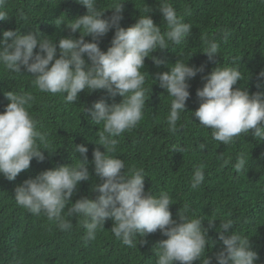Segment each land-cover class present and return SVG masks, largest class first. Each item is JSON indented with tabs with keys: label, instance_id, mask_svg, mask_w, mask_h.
Here are the masks:
<instances>
[{
	"label": "trees",
	"instance_id": "1",
	"mask_svg": "<svg viewBox=\"0 0 264 264\" xmlns=\"http://www.w3.org/2000/svg\"><path fill=\"white\" fill-rule=\"evenodd\" d=\"M117 3H123L120 27L132 26L139 15H146L145 9H149L162 32L168 29L160 6L171 3L180 18L192 24V34L180 45L169 44L168 49L157 50L152 55L167 64L177 59L188 60L189 66H204V72L188 81L190 95L186 112L177 122V131L172 132L166 122L172 98L153 80L156 73L166 71L167 67H157L150 57L145 58V67L141 70L145 71L148 99L144 116L136 128L117 138L113 155L125 162L126 170H144L146 193L157 197L161 192L169 194L173 219L179 221L184 205L189 206V215L203 218L211 242L206 256L213 258L212 264H216L214 256L223 247L217 229L227 219L235 225L225 235L235 230L249 238L252 250L258 254L256 264H264V142H257L251 134H241L226 146L213 140L211 130L200 126L198 118L192 115L200 104L197 90L205 83L202 77L217 66H235L241 70L244 80H239L234 89L247 90L250 95L264 92V79L258 78L264 71V0H98V7L106 10L102 18H110L113 11L107 9ZM4 11L7 15L6 20L0 21V39L6 30L27 34L38 28L57 45L62 37L79 38L83 34L71 33L67 26L73 19L87 14L86 7L77 0H7ZM222 30L230 33L227 41L220 40ZM114 33L112 29L98 41L102 51L106 52L111 46ZM212 37L220 42V56L209 61L203 51L205 40ZM84 39L92 42L90 36ZM85 59L91 63L86 56ZM22 74L0 66V113L9 103L6 96L9 91L32 94L31 115L40 129L49 134V150L54 152L45 151L42 162L33 159L29 169L14 181L0 176V264H155V246L167 239L159 230L138 237L144 242H138L137 248H129L112 234V219L106 220L105 228L98 230L95 239L89 240L82 217L73 216V227L61 231L44 215L30 219L27 210L17 205L14 199L17 185L44 170L79 163L77 158L83 157L74 152V146L81 144L88 149L90 179L80 183L72 202L81 197L95 200L99 193L93 192L92 187L102 181L96 176L91 161L96 148L105 151L96 144L103 124H92L84 109L100 99L109 105L123 100L119 95L113 98L106 90H97L91 94L81 92L75 104L66 103L62 94L39 92L33 84L34 77L29 76L31 73L22 69ZM180 146L183 152L173 151ZM241 154L246 155L248 166L237 173L233 165ZM197 168L204 171L205 180L197 189H192L191 177ZM209 220H213L211 226ZM19 227L23 231L21 236L17 235ZM192 264H201V261Z\"/></svg>",
	"mask_w": 264,
	"mask_h": 264
},
{
	"label": "clouds",
	"instance_id": "2",
	"mask_svg": "<svg viewBox=\"0 0 264 264\" xmlns=\"http://www.w3.org/2000/svg\"><path fill=\"white\" fill-rule=\"evenodd\" d=\"M77 2L86 7L87 14L73 19L67 28L71 33L83 32L79 38L62 37L57 45L38 28L27 34L18 30L3 31L0 66L16 74L23 75L22 69L31 73L29 76L34 77L33 84L39 92L62 94L66 103L75 104L81 92L91 94L97 90H106L113 98L117 95L123 98L121 103L112 105L100 99L84 109L92 124H103L96 144L103 146L105 151L96 148L91 161L96 176L102 181L92 187L99 195L95 200L81 197L72 202L80 183L90 179L88 149L81 144L74 146V152L83 157L77 158L79 163L44 170L17 185L14 196L17 205L27 210L30 219L44 215L61 231L73 227V216L82 217L89 240L95 239L98 230L105 228L106 220L112 219V234L129 248H137L138 242H144L138 237L159 230L167 239L155 246V264H175L177 261L192 264L197 260L201 264H212L213 258L206 256L211 242L203 218L189 215V206L184 205L179 221L173 219L169 194L161 192L157 197L146 193L144 170H126L125 162L113 155L117 138L132 131L143 119L148 99L145 71L141 70H144L147 57L157 67H167L166 71L156 73L153 80L172 98L166 122L170 131H177V122L186 112L190 95L188 81L203 73L204 66H189L188 60L179 59L167 64L152 53L168 49L169 44L180 45L191 36L192 24L182 20L171 3H163L160 13L168 29L166 32L154 23L149 9H145L146 15H139L136 23L125 29L120 27L123 3L107 9L113 11L110 18H102L106 10L98 7V0ZM6 3L7 0H0V21L6 20ZM112 29L115 33L111 46L106 52L102 51L98 41ZM229 35L227 30H222L220 40L227 41ZM88 36L92 42H86L84 37ZM205 45L203 53L209 61L220 56V42L215 37L206 39ZM202 78L205 83L197 90L200 104L192 115L198 118L200 126L211 130L212 139L227 146L241 134H251L257 142H264V92L250 95L247 90L234 89L239 80H244L241 70L235 66H217ZM258 78L264 79V71ZM6 96L9 103L0 113V176L14 181L21 172L29 169L33 159L42 162L45 151H54L49 150V134L40 129L38 121L31 115L34 96L11 91ZM200 147L203 149L204 145ZM173 151L183 152L184 149L180 146ZM247 166L244 154L239 155L233 165L237 173ZM204 180V171L197 168L191 177V188L197 189ZM212 221L209 220L210 226ZM234 225L227 219L217 229L223 247L214 256L216 264H256L258 254L252 250L249 238L235 230L225 235ZM20 232L23 231L19 227L17 235L21 236Z\"/></svg>",
	"mask_w": 264,
	"mask_h": 264
}]
</instances>
